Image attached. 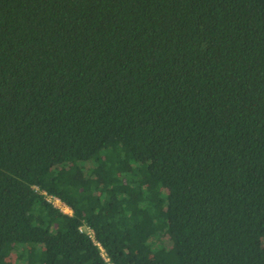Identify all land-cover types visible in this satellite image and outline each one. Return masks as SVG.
Segmentation results:
<instances>
[{
    "label": "trees",
    "instance_id": "trees-1",
    "mask_svg": "<svg viewBox=\"0 0 264 264\" xmlns=\"http://www.w3.org/2000/svg\"><path fill=\"white\" fill-rule=\"evenodd\" d=\"M0 264H264V0H0Z\"/></svg>",
    "mask_w": 264,
    "mask_h": 264
},
{
    "label": "built area",
    "instance_id": "built-area-1",
    "mask_svg": "<svg viewBox=\"0 0 264 264\" xmlns=\"http://www.w3.org/2000/svg\"><path fill=\"white\" fill-rule=\"evenodd\" d=\"M46 194V192H44ZM47 199L52 202L56 207H58L61 211L65 213H71V209L69 206H67L61 199L58 197L47 195Z\"/></svg>",
    "mask_w": 264,
    "mask_h": 264
}]
</instances>
